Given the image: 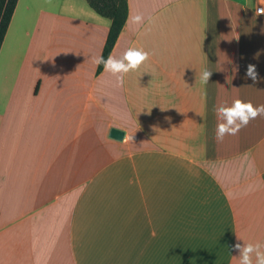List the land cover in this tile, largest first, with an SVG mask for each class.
<instances>
[{"label":"crops","instance_id":"0c3cea01","mask_svg":"<svg viewBox=\"0 0 264 264\" xmlns=\"http://www.w3.org/2000/svg\"><path fill=\"white\" fill-rule=\"evenodd\" d=\"M126 1L109 54L149 59L122 87L92 59L109 17L16 2L0 45V264H238L237 236L264 243V116L215 137L216 108L264 104L259 0Z\"/></svg>","mask_w":264,"mask_h":264},{"label":"clouds","instance_id":"9594fccd","mask_svg":"<svg viewBox=\"0 0 264 264\" xmlns=\"http://www.w3.org/2000/svg\"><path fill=\"white\" fill-rule=\"evenodd\" d=\"M259 4L264 5V0H259ZM255 14L256 16L264 15V8H256ZM132 19L134 23L141 24L144 21V16L143 14H137ZM92 59L97 66L103 65L105 72L115 76L117 86L122 87L125 74L139 69L149 59V53L143 48L129 47L118 58L109 54L107 59L103 55L93 57ZM238 70L237 66L234 71ZM211 75L212 71L204 69L200 73L201 84L207 85ZM258 76L256 65H247L245 79H251L255 84L258 81ZM215 114L219 121L216 125L215 137L218 142H222L225 136L237 135L252 120L264 116V104L253 105L251 101H243L237 98L230 106L221 105L216 108ZM240 240L241 238L237 236L238 242L231 246L232 250L239 253L233 259L237 260L238 264H264V243L244 242L241 244L239 243Z\"/></svg>","mask_w":264,"mask_h":264},{"label":"trees","instance_id":"16d2710c","mask_svg":"<svg viewBox=\"0 0 264 264\" xmlns=\"http://www.w3.org/2000/svg\"><path fill=\"white\" fill-rule=\"evenodd\" d=\"M17 0H0V45L7 30ZM89 5L99 14L109 17L111 23L107 32L101 55L105 59L109 55L115 40L127 17L126 0H87ZM103 65H99L100 71Z\"/></svg>","mask_w":264,"mask_h":264},{"label":"water","instance_id":"95a60500","mask_svg":"<svg viewBox=\"0 0 264 264\" xmlns=\"http://www.w3.org/2000/svg\"><path fill=\"white\" fill-rule=\"evenodd\" d=\"M109 135L115 139H122L124 132L117 128H111Z\"/></svg>","mask_w":264,"mask_h":264},{"label":"built area","instance_id":"2783aa9c","mask_svg":"<svg viewBox=\"0 0 264 264\" xmlns=\"http://www.w3.org/2000/svg\"><path fill=\"white\" fill-rule=\"evenodd\" d=\"M256 8H264V5H257Z\"/></svg>","mask_w":264,"mask_h":264}]
</instances>
